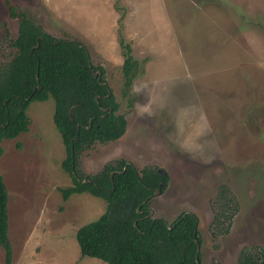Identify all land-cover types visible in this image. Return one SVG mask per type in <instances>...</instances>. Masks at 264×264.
Segmentation results:
<instances>
[{
  "label": "rangeland",
  "instance_id": "1",
  "mask_svg": "<svg viewBox=\"0 0 264 264\" xmlns=\"http://www.w3.org/2000/svg\"><path fill=\"white\" fill-rule=\"evenodd\" d=\"M4 1L0 62L15 52L9 39L18 25ZM9 2L52 36L85 45L126 118L119 138L79 155L83 176L118 159L163 170L152 215L171 222L194 213L201 264H239L244 250L264 249V0ZM120 31L139 65L125 96ZM54 106L51 98L31 102L29 130L0 142L11 264H106L79 253L76 229L98 219L106 202L88 193L63 200L72 179ZM215 208L230 222H214Z\"/></svg>",
  "mask_w": 264,
  "mask_h": 264
},
{
  "label": "trees",
  "instance_id": "2",
  "mask_svg": "<svg viewBox=\"0 0 264 264\" xmlns=\"http://www.w3.org/2000/svg\"><path fill=\"white\" fill-rule=\"evenodd\" d=\"M3 3L18 25L17 35L9 39L15 52L0 62V142L29 130L32 121L26 110L31 102L53 100V123L66 151L62 167L72 179L71 186L61 189L63 200L74 193H88L106 202V211L98 219L75 231L80 256L106 264H201V239L194 213L181 212L171 222L149 214L153 191L164 190L167 174L156 167L137 170L124 159L104 165L94 175L83 176L78 171L82 152L95 143L116 140L125 132L126 118L117 112L119 102L103 77V68L91 62L85 45L52 36L23 9L9 0ZM120 32L125 96L139 65ZM97 70L101 71L99 79L92 74ZM2 153L0 145V156ZM221 217L228 218L216 213L214 222H223ZM0 247L4 264H11L8 191L1 174ZM238 258L239 264H264V250H244Z\"/></svg>",
  "mask_w": 264,
  "mask_h": 264
},
{
  "label": "flooded vegetation",
  "instance_id": "3",
  "mask_svg": "<svg viewBox=\"0 0 264 264\" xmlns=\"http://www.w3.org/2000/svg\"><path fill=\"white\" fill-rule=\"evenodd\" d=\"M225 187L220 191V197H221V195H222V193H225ZM220 201V200H219ZM185 212H188V211H185ZM214 213H219V214H221V215H224V213H225V211L223 210V209H217V208H215V210H214ZM153 214V213H152ZM151 214V215H152ZM227 216V215H226ZM228 218L227 219H229V222H230V220L232 219V217H233V215H229V216H227ZM221 221H224V217H221ZM213 225H215V224H213ZM199 236H200V233H199ZM200 239H201V236H200ZM198 249H199V252H200V245L198 246ZM262 248H260V247H258L257 248V250H254V249H252L251 247L250 248H248V249H246L247 251H251V252H254V251H259V250H261ZM264 250V249H263ZM201 257V256H200Z\"/></svg>",
  "mask_w": 264,
  "mask_h": 264
},
{
  "label": "water",
  "instance_id": "4",
  "mask_svg": "<svg viewBox=\"0 0 264 264\" xmlns=\"http://www.w3.org/2000/svg\"><path fill=\"white\" fill-rule=\"evenodd\" d=\"M93 74V76H96V75H98V79L100 78V74H101V71L100 70H97L96 72H93L92 73ZM96 98V97H95ZM70 117H71V109H70ZM161 174H163L164 173V171L163 170H158ZM110 176H112V173L110 174ZM157 193H159V190L158 189H155L154 191H153V195H155V194H157ZM149 214L151 215L152 214V211L150 210L149 211Z\"/></svg>",
  "mask_w": 264,
  "mask_h": 264
}]
</instances>
